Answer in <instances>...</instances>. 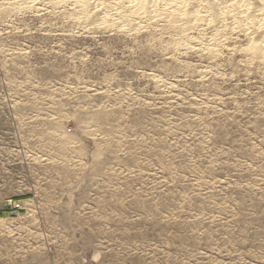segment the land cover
<instances>
[{"label": "rangeland", "instance_id": "obj_1", "mask_svg": "<svg viewBox=\"0 0 264 264\" xmlns=\"http://www.w3.org/2000/svg\"><path fill=\"white\" fill-rule=\"evenodd\" d=\"M113 16L0 0V264H264L250 38Z\"/></svg>", "mask_w": 264, "mask_h": 264}, {"label": "bare ground", "instance_id": "obj_2", "mask_svg": "<svg viewBox=\"0 0 264 264\" xmlns=\"http://www.w3.org/2000/svg\"><path fill=\"white\" fill-rule=\"evenodd\" d=\"M65 1L76 8L88 7L92 12L88 24L113 11L119 15L112 17L115 25L129 29L143 21L160 20L183 28L187 38L192 37V30L205 27L214 30L212 40L217 43L230 34L235 38L247 36L250 42L242 52L264 68V0H205L204 9L202 0Z\"/></svg>", "mask_w": 264, "mask_h": 264}]
</instances>
